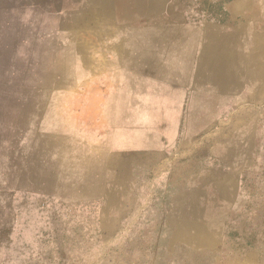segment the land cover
Returning a JSON list of instances; mask_svg holds the SVG:
<instances>
[{"label": "rangeland", "instance_id": "obj_1", "mask_svg": "<svg viewBox=\"0 0 264 264\" xmlns=\"http://www.w3.org/2000/svg\"><path fill=\"white\" fill-rule=\"evenodd\" d=\"M39 1L0 9V264H264V87L168 158L115 155L96 55L127 16Z\"/></svg>", "mask_w": 264, "mask_h": 264}, {"label": "crops", "instance_id": "obj_2", "mask_svg": "<svg viewBox=\"0 0 264 264\" xmlns=\"http://www.w3.org/2000/svg\"><path fill=\"white\" fill-rule=\"evenodd\" d=\"M63 1L48 0V7L66 10ZM216 1L223 19L193 0H75L80 9L94 4L113 18L127 16L101 25L112 33L103 43L107 53L96 55L97 78L107 87L97 89V101L112 129L113 154L168 158L181 140L205 136L226 114L242 111L243 90L263 98L264 4ZM24 3L0 0V9Z\"/></svg>", "mask_w": 264, "mask_h": 264}]
</instances>
